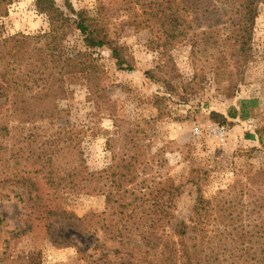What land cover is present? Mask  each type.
<instances>
[{
	"label": "rangeland",
	"instance_id": "rangeland-1",
	"mask_svg": "<svg viewBox=\"0 0 264 264\" xmlns=\"http://www.w3.org/2000/svg\"><path fill=\"white\" fill-rule=\"evenodd\" d=\"M55 1L71 19L76 17L70 6L92 17L101 13L111 45L124 48L123 56L134 70L118 69L108 47L90 50L101 66L95 95L85 76H69L66 98L58 101L59 119H45L0 136V264H86L79 260L74 245L91 259L103 254L113 258V251L120 248L117 228L151 225L154 219H143L144 214L166 205L171 185L178 189L174 219L161 221L164 228L153 249L137 252V260L145 262L141 264H169L170 246L180 241L172 234L174 226L189 220L198 196L211 202L212 215L202 220L210 230L216 228L210 234V246L220 257L217 264H261L264 4L259 5L255 20L252 57L237 68L227 45L204 46L202 34L211 31L218 42L227 40L236 0L215 3L212 13L199 14L200 27L194 20L197 15L180 12V18L195 27L188 39L165 54L149 0ZM49 30V19L37 11L35 0L2 2V35H37ZM62 47L69 53L86 51L74 26L67 30ZM151 70L154 78L145 74ZM235 114L243 118L233 119ZM76 147L87 167L83 176L95 175L91 181L89 175L87 182L83 180L85 191L70 190L71 186L49 189L43 173L35 180L33 202L27 204L30 196L22 186H15L18 178L13 175L40 169L44 160L36 163L38 154L46 155L54 148L56 172L66 175L77 162ZM9 178L13 185L6 181ZM107 196L116 205L123 201L130 212L125 211L123 217L117 206L107 205ZM35 202L37 206L59 203L77 217L87 218L88 228L74 233L66 229L71 222L51 218L56 237L67 240L57 245L45 230L44 209L32 208ZM131 237L144 243L140 241L145 237L138 232ZM98 244L104 248H96Z\"/></svg>",
	"mask_w": 264,
	"mask_h": 264
},
{
	"label": "trees",
	"instance_id": "trees-1",
	"mask_svg": "<svg viewBox=\"0 0 264 264\" xmlns=\"http://www.w3.org/2000/svg\"><path fill=\"white\" fill-rule=\"evenodd\" d=\"M6 1L0 0V12L2 2ZM207 1L149 0L148 7H150L151 18L156 20L163 36L160 45L165 50L164 54L177 43L188 39L186 37L190 36L191 30L195 27L192 21L184 20V17L180 18V12L187 13L188 16L197 15L194 20L199 22L197 26L200 27L201 19L198 15L212 13L213 8L216 9L217 3L223 2V0ZM236 1L238 3L236 14L234 18L231 17L232 31L227 40L221 41L224 43L218 42L211 31L202 34L206 36L204 46L227 45L233 55V64L238 68L247 62L248 57H252L253 29L259 14L258 7L260 4H264V0ZM35 5L37 11L46 15L49 19L50 30L48 32L37 35L16 34L13 36H4L0 33V136L3 137L9 135L10 131L18 130L28 124L33 125L45 119L50 121L59 119L62 111L58 107V101L66 98L67 89L65 84L69 76H85L91 94L95 95L99 87L98 80L101 75V66L97 63V59L93 57V54L90 53V50L108 47L118 69L134 70L130 60L123 56L124 48L111 45L105 19L100 16L101 13H98L96 17H92L83 11L77 12L70 6L71 13L76 17V19H71L67 17L64 10L57 6L55 0H35ZM73 26L82 35L86 48L85 52L74 51L69 53L63 50L62 39L67 34V30L72 29ZM211 28L212 26H210ZM145 74L150 78H154L152 70L147 71ZM232 118H243V116L235 114ZM9 124H13L11 130ZM76 149L77 162L70 173L68 172L66 175L56 172L54 163L57 154L56 148L46 155L38 154L36 163L44 160L40 165V169L33 172L31 171L33 169H30L28 172H18L13 175V178H18L15 186H22L26 191L25 194L30 196L26 201L27 204L33 202L31 195L34 191L37 192L35 180L38 179L39 174L43 173L44 183L49 189L59 191L71 186L69 187L70 190L76 188L75 190L85 191L86 187L82 184L83 180L87 182L90 179L91 181V177L94 179L95 175L89 173V179L88 175L87 177L83 176L87 174V167L82 160L83 154L80 147H76ZM36 163L34 164L36 165ZM6 181L13 185L10 178ZM170 188L171 191L166 192V205L160 204L159 208H156L153 212H145L144 216L146 217L143 219H154L151 225L142 224L141 227L124 225L117 228L115 234L118 237L120 248L113 251V258L109 259L108 254H103L97 259H91V256H88L84 249L74 245L77 248L79 260L85 261L86 264L145 263L137 260V252L142 250L147 252L153 249L157 240L160 239V232L164 228L161 221L165 219L172 221L174 219L172 209L175 207L174 200L178 197V189L173 185ZM36 200H40L37 195ZM106 202L107 205L118 207L117 211H120L119 214L123 217L125 211L130 212L123 201L116 205L112 197L107 196ZM33 207L38 211L41 208L44 209L45 230L50 239L57 245H61L64 240H67L56 237L53 231L54 225L50 221L51 218H59L62 222H71L67 224L66 229L74 233H83L88 228L87 218L77 217L75 214L63 209L59 203L37 206V202H35ZM211 212V202L198 196L189 220H181L174 226L172 234L180 238L178 243L182 248L180 251L177 249V242H174L175 247L170 246V255L166 258L169 264H217L219 262L218 253H215L210 246L212 241L210 234L215 232L216 228L210 230L209 223L206 224L205 220H202L204 218L209 219L212 215ZM32 216L33 214L28 215L27 219L30 220ZM137 232L145 237L146 242L144 239L140 241L144 242L142 244L133 241L131 236ZM190 234H193V236L190 239H185ZM96 248L102 249L104 245L98 244ZM117 259L121 261L119 262ZM261 264H264V253Z\"/></svg>",
	"mask_w": 264,
	"mask_h": 264
}]
</instances>
